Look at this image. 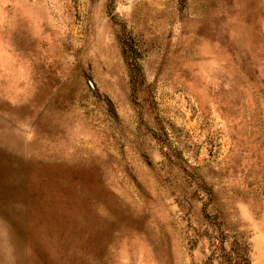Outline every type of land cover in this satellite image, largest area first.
Returning a JSON list of instances; mask_svg holds the SVG:
<instances>
[{
	"label": "rangeland",
	"instance_id": "1",
	"mask_svg": "<svg viewBox=\"0 0 264 264\" xmlns=\"http://www.w3.org/2000/svg\"><path fill=\"white\" fill-rule=\"evenodd\" d=\"M0 264H264V0H0Z\"/></svg>",
	"mask_w": 264,
	"mask_h": 264
}]
</instances>
